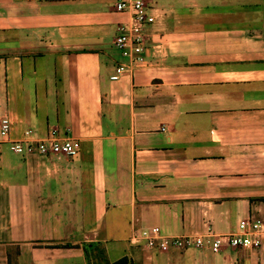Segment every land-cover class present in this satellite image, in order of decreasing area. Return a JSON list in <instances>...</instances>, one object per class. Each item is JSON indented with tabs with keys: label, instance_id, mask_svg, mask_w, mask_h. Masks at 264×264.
Segmentation results:
<instances>
[{
	"label": "crops",
	"instance_id": "obj_1",
	"mask_svg": "<svg viewBox=\"0 0 264 264\" xmlns=\"http://www.w3.org/2000/svg\"><path fill=\"white\" fill-rule=\"evenodd\" d=\"M147 7L145 59L112 79L130 21L114 0H0L9 137L56 129L78 147L1 144L0 264H264V231L257 248L216 251L130 240L151 225L204 238L264 225V0Z\"/></svg>",
	"mask_w": 264,
	"mask_h": 264
},
{
	"label": "built area",
	"instance_id": "obj_2",
	"mask_svg": "<svg viewBox=\"0 0 264 264\" xmlns=\"http://www.w3.org/2000/svg\"><path fill=\"white\" fill-rule=\"evenodd\" d=\"M117 11L130 14L128 23L117 25L118 33L114 44L120 50L122 57L127 60L120 62L110 75L112 79L118 78L129 69L124 63H142L147 52L145 27L153 22L154 15L147 7V0H114ZM10 120L4 115L0 118V149L3 142L9 143V148L16 153H61L74 155L78 151L77 144L72 137L60 136L56 129H52L46 136L37 138L17 139L9 137ZM30 130H26L29 133ZM264 231L263 222L259 219H241L238 223V231L230 234L210 233L204 236L190 234H166L161 232L157 225L133 228L130 240L147 248L158 251H167L171 248L185 249L192 246L209 247L216 251L220 246L228 244L232 247L257 248L261 244V233ZM211 237V238H210Z\"/></svg>",
	"mask_w": 264,
	"mask_h": 264
},
{
	"label": "trees",
	"instance_id": "obj_3",
	"mask_svg": "<svg viewBox=\"0 0 264 264\" xmlns=\"http://www.w3.org/2000/svg\"><path fill=\"white\" fill-rule=\"evenodd\" d=\"M66 244H67V243H66ZM84 250H85V247H84ZM124 259H125V257H121L120 259L114 261L113 264H119V263H121ZM9 264H12V263L10 262Z\"/></svg>",
	"mask_w": 264,
	"mask_h": 264
}]
</instances>
